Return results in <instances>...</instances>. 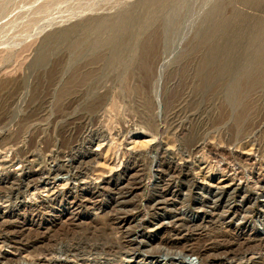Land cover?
<instances>
[{
  "label": "rangeland",
  "instance_id": "374dc122",
  "mask_svg": "<svg viewBox=\"0 0 264 264\" xmlns=\"http://www.w3.org/2000/svg\"><path fill=\"white\" fill-rule=\"evenodd\" d=\"M40 255L264 264V0H0V264Z\"/></svg>",
  "mask_w": 264,
  "mask_h": 264
},
{
  "label": "bare ground",
  "instance_id": "6f19581e",
  "mask_svg": "<svg viewBox=\"0 0 264 264\" xmlns=\"http://www.w3.org/2000/svg\"><path fill=\"white\" fill-rule=\"evenodd\" d=\"M87 49H88V48H87ZM87 49H86V50H87ZM99 54H100V53H99ZM99 54H98V55H95V56H94V54H93V56L90 57L89 60L87 61L88 63L86 62L87 67L92 66V67H91V70L95 68L94 66H96V68H97V64H98L99 62L102 61V57L99 56ZM152 60H153V59H152ZM150 61H151V60H150ZM151 62H152V61H151ZM93 67H94V68H93ZM98 67H99V66H98ZM150 68H151V67H150ZM88 69H89V68H88ZM95 70H97V69H95ZM84 72H85V71H84ZM84 72H82V73H84ZM87 72H88V71H87ZM90 72H92V71H90ZM93 72H94V71H93ZM88 73H89V72H88ZM86 74H87V73H86ZM91 75H92V74H91ZM91 75H90V76H91ZM77 76H78V75H77ZM81 76H82V75H81ZM79 77H80V76H79ZM85 77H86V76H85ZM85 77H84V78H83V77H82V78H79V81H78V82H82V83H80V85L85 84L84 81H86V79L88 78V77H87V78H85ZM128 78H129V77H128ZM89 79H90V78H89ZM75 80H76V79H75ZM120 81H121V80H120ZM258 81H259V80H258ZM76 82H77V81H76ZM78 82H77V84H78ZM74 83H75V81H74ZM75 84H76V83H75ZM75 84H74V85H75ZM96 84H97V83H96ZM75 87H76V86H75ZM71 90H72V89H71ZM65 92H66V91H65ZM89 102H90V101H89ZM194 145H195V144H194ZM196 146H198V145H196ZM196 146H195V147H196ZM193 147H194V146H193ZM193 150H194V149H193ZM196 150H198V148H197ZM96 151H97V150H96ZM137 152H138V151H137ZM254 164H255V165L258 164L257 161H255ZM120 165H121V164H120ZM116 169H117V168H116ZM113 170H114V169H113ZM116 171H117V170H116ZM21 175H22V178H23L24 181L27 180L28 182H30V179H29V178H30V175H29V177H28L27 179H26V175H24V174H21ZM18 176H20V175H18ZM37 176H38V175H37ZM42 178H43V177H42ZM34 180H35V179H34ZM34 180H33V181H34ZM33 181H32V182H33ZM119 209H120V208H119ZM132 240H133V239H132ZM95 245H96V244H95ZM95 245H94V246H95ZM204 248H205V247H204ZM202 249H203V248H202ZM49 250H50V249H49ZM230 251H231V250H230ZM200 252H201V251H200ZM206 253H207V252H206ZM200 255H201V254H200ZM203 256H204V254H203ZM203 256H202V257H203ZM206 256H207V255H206ZM206 256H205V257H206ZM58 259H59V258H58ZM39 261H40V262L42 261V262H45V263H46L47 261H50V264H51L53 261L56 262V261H57V258H54L53 256L50 257L49 255H45V256H41V255H40V257H39ZM39 261H38V262H39ZM58 261H59V260H58ZM60 262H61V260H60ZM60 262H59V263H60ZM35 263H36V262H35ZM47 263H48V262H47Z\"/></svg>",
  "mask_w": 264,
  "mask_h": 264
}]
</instances>
